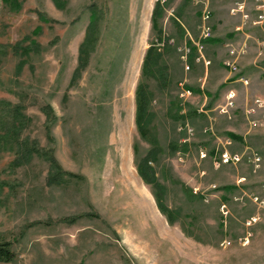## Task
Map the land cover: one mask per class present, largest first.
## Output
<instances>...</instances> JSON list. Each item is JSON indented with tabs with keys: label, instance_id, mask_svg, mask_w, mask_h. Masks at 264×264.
<instances>
[{
	"label": "rangeland",
	"instance_id": "rangeland-1",
	"mask_svg": "<svg viewBox=\"0 0 264 264\" xmlns=\"http://www.w3.org/2000/svg\"><path fill=\"white\" fill-rule=\"evenodd\" d=\"M175 1L0 0V243L15 256L0 264H264V120L249 122L242 99L220 112L226 84L200 65L192 74ZM150 46L158 57L142 74ZM16 107L21 128L8 124ZM224 152L240 160L215 165ZM151 154L171 223L136 169ZM51 161L76 177L48 184Z\"/></svg>",
	"mask_w": 264,
	"mask_h": 264
},
{
	"label": "crops",
	"instance_id": "crops-1",
	"mask_svg": "<svg viewBox=\"0 0 264 264\" xmlns=\"http://www.w3.org/2000/svg\"><path fill=\"white\" fill-rule=\"evenodd\" d=\"M180 1H175V20L181 34L193 35L190 37L191 43L186 42V45L192 47L193 52L192 57L190 56L192 74L199 65L202 66L204 80L211 78L214 81L220 80V85L226 84L224 100L229 91L235 93L234 107L230 111L234 110L238 100L242 99L243 113L249 122L255 117L264 120L260 110L255 109L254 113H247V110L253 107L254 98L264 97V84L262 83L261 87L255 85L256 88L252 85L253 82L264 81V21L256 23L260 11L256 6L257 2L255 0H185L180 3ZM236 5H239L240 9L232 13ZM196 19L199 21L198 26ZM203 23L210 28L211 37L202 40V50L199 55L198 49L194 46L201 40L196 43L194 41L198 39V32L201 35ZM231 47L244 51L238 55L239 58L237 57L236 73H231L224 65L225 60L232 58L229 55ZM241 78L247 80L246 85L239 81ZM235 86H238V89ZM200 89L202 90V87Z\"/></svg>",
	"mask_w": 264,
	"mask_h": 264
},
{
	"label": "trees",
	"instance_id": "trees-1",
	"mask_svg": "<svg viewBox=\"0 0 264 264\" xmlns=\"http://www.w3.org/2000/svg\"><path fill=\"white\" fill-rule=\"evenodd\" d=\"M93 10H94V6L93 7L91 6L89 23H88V26L86 27L84 39L79 46L78 66L76 67L74 71V76L77 75L80 68L83 67L86 63L87 53H88L87 49L88 47H90V44L92 42L91 34L95 31V25L97 24V19H98L97 13L94 12ZM157 10H158V4H155L152 10V14H151L152 27L154 26L155 19L157 18V15H158ZM152 48L153 47L150 46L147 49L146 54L144 56L143 63H142V74L145 71L147 72L149 71L150 64L152 63L154 64L155 62L153 60L154 59L156 60V57H158V54L153 53L154 49ZM154 70L155 71H153V77L158 76L162 78V80L165 79V72H162L159 69H154ZM149 101H150V92L147 90V88L144 85L139 83L135 91V107H136L135 123L138 129V132L140 133L141 136H145V127H144L145 116H146V110H147ZM49 108L46 107V111H45L46 113L50 112ZM13 112L14 114L13 116H11V121L8 124H10L11 127H14L16 123L19 125L18 128H21L22 125L24 124V122H22L24 115L22 114V112L19 111L18 107H16ZM3 127L4 126H2V128ZM22 144H23V148L27 151V154H30L32 152L33 153L37 152V149L34 146L28 147L27 145H24L26 144L25 142H23ZM152 154L147 156V158L143 159L142 161H140L136 165V169L141 179L147 184H152L153 187L155 188L156 192L154 196L156 198V202L159 207V210L166 215V217L168 218V221L171 223V213L168 210H166L165 207H163L160 201L161 187L158 183L155 182L154 172L152 168L148 165V160L149 158L152 157ZM51 162H52L51 169L53 170V173H51L47 178L48 184H53V183L59 184L63 181L64 176H68V178L76 177L75 175L71 173L61 171L55 161H51ZM14 258H15L14 253L10 249V243L1 242L0 243V262L9 263V262H12Z\"/></svg>",
	"mask_w": 264,
	"mask_h": 264
},
{
	"label": "built area",
	"instance_id": "built-area-1",
	"mask_svg": "<svg viewBox=\"0 0 264 264\" xmlns=\"http://www.w3.org/2000/svg\"><path fill=\"white\" fill-rule=\"evenodd\" d=\"M165 0H160L161 3H163ZM257 3H259V6L257 7L259 11V15L257 16V22L256 23H261L264 21V5H263V0H255ZM240 9V6L236 9H233L231 12H235L238 11ZM206 18V17H205ZM204 18V20H205ZM211 37V30L210 28L207 26L206 23H203L201 25V35H200V40H205L207 38ZM195 47L198 49L197 52L199 53V55H201V50H202V45L201 42L200 43H196ZM180 50V49H179ZM185 50V54H183V56L181 58L184 59V63L186 61L187 58V53L188 50ZM244 51L243 50H236L235 48L231 47L229 49V55L231 57H235L237 55L242 54ZM224 65L226 68H228V70L231 73H236L238 68L237 65L230 61V60H225L224 61ZM185 69L187 70L188 67L187 65H185ZM239 81H241L243 84H247V80L241 78L239 79ZM190 95V91L188 90H182V92L180 93L181 97L184 96H189ZM234 99H235V93L233 91H229L225 97V104L223 107H221L220 112L222 114H228L229 111L234 107ZM255 109L260 110L262 112V118L264 119V97H256L253 99V107H250L247 110V113H254ZM203 157H205V155H203ZM240 159L237 155H229L227 152H224L220 155L219 158V163L215 165H220V163L223 164H228V163H234V162H238ZM217 167V166H216Z\"/></svg>",
	"mask_w": 264,
	"mask_h": 264
},
{
	"label": "bare ground",
	"instance_id": "bare-ground-1",
	"mask_svg": "<svg viewBox=\"0 0 264 264\" xmlns=\"http://www.w3.org/2000/svg\"><path fill=\"white\" fill-rule=\"evenodd\" d=\"M124 154H125L124 156H125V158H126V153H124Z\"/></svg>",
	"mask_w": 264,
	"mask_h": 264
}]
</instances>
